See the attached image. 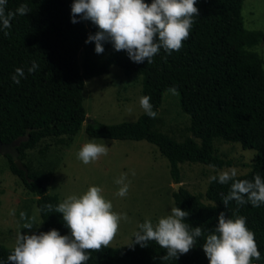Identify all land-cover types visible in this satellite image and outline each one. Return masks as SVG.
I'll use <instances>...</instances> for the list:
<instances>
[{
    "label": "trees",
    "instance_id": "1",
    "mask_svg": "<svg viewBox=\"0 0 264 264\" xmlns=\"http://www.w3.org/2000/svg\"><path fill=\"white\" fill-rule=\"evenodd\" d=\"M244 1L197 0L199 16L194 17L182 48L171 55L161 49L148 64L147 60L133 62L127 51H116L107 41L104 52L97 54L95 42L85 41L98 28L80 16L72 23L74 0H8L6 12L20 4H27L31 12L17 15L11 28L0 31V143H14L23 161L26 151L44 138L74 136L87 121L86 132L93 137L144 139L155 144L169 160L173 182L179 183L182 163L216 168L232 165L215 147V140L221 139L256 150L252 169L237 178L253 180L259 174L264 179V55L253 49L264 40V31L246 27ZM34 61L38 68L29 74L27 69ZM114 64L127 76L142 77V93L151 98L156 118L143 112L136 121L88 120L83 104L85 80L109 73ZM18 67L24 69L26 78L16 84L11 77ZM171 87L177 89L181 109L190 117L189 134L181 140L158 127L162 120L159 108ZM6 156L12 172L38 196L42 232L55 228L61 235L70 234L62 213L46 211L47 204L61 202L57 194L49 193L46 175L23 161L29 170L26 177L11 154ZM229 188L230 184L209 182V202L183 187L173 192L176 207L189 213L185 222L204 230L195 247L179 259L162 261L165 250L149 242L146 247L127 244L91 251L87 264H209L204 239L222 211L231 218L246 217L261 252V259L254 262L264 264V204L237 206L230 201L226 207L220 194L227 195ZM13 249L0 244V261L8 264Z\"/></svg>",
    "mask_w": 264,
    "mask_h": 264
},
{
    "label": "clouds",
    "instance_id": "2",
    "mask_svg": "<svg viewBox=\"0 0 264 264\" xmlns=\"http://www.w3.org/2000/svg\"><path fill=\"white\" fill-rule=\"evenodd\" d=\"M7 2L0 0V31L11 28V21L17 15L25 16L31 12L27 4L6 12ZM196 5L197 0H151V3L146 0H74L71 5L72 23H77L76 17L80 16L97 26L98 31L85 41L95 42L97 54L104 52V42L107 41L116 51H127L133 62L147 60L150 64L161 49L171 55L182 48L183 41L190 36L194 17L199 16ZM37 68L34 61L27 72L34 73ZM11 78L19 84L21 78H26L24 69L16 68ZM167 91L178 94L175 87ZM139 105L150 118H156L157 112L153 111L149 96H141ZM107 154L106 144L88 142L80 147L77 158L89 164ZM132 175H135L134 171ZM237 177L235 167L209 177L210 183L230 184L227 195L220 194L224 205L227 207L230 201H235L237 206L250 203L259 207L264 204V179L259 174L253 180ZM114 183L119 186L115 195L126 197L131 183L127 174L122 173ZM45 208L49 213L63 214L70 234L61 235L55 228L31 232L36 218L21 211L22 227L30 230V234L17 233L14 249L7 257L8 264H87L90 252H102L111 247L120 222L129 220L126 213L114 211L113 203L103 195V189L94 185L80 195H69L58 205L47 204ZM10 215H15L14 209ZM188 215L180 207H172L170 214L158 218L155 223L145 219L138 224V231L133 233L129 247L134 248L136 244L146 247L149 242H155L165 250V255L160 257L162 261L179 259L195 247L197 238L204 236L200 226L190 228L185 222ZM204 240L203 251L209 264H253L261 259L255 233L248 228L246 217L242 215L231 218L220 212L218 223ZM0 264L4 262L0 261Z\"/></svg>",
    "mask_w": 264,
    "mask_h": 264
},
{
    "label": "rangeland",
    "instance_id": "3",
    "mask_svg": "<svg viewBox=\"0 0 264 264\" xmlns=\"http://www.w3.org/2000/svg\"><path fill=\"white\" fill-rule=\"evenodd\" d=\"M242 14L248 29L264 31V0H245ZM263 42L253 49L263 53ZM141 96H144L142 77L127 76L115 64L110 67L109 73L86 79L83 88V104L88 120L98 123L136 121L144 112L139 105ZM159 115L162 120L158 127L162 131L179 140L189 134L190 117L181 109L179 94L164 93ZM86 123L74 136L44 138L33 149L26 151L23 161L33 170L46 175L49 193L57 194L61 202L69 195L82 194L89 186L101 187L106 199L112 201L113 210L126 213L129 217L127 222H120L111 245L124 246L131 242L133 233L138 231V224L145 219L155 223L176 207L173 195L176 183L171 178L170 163L159 148L147 140L93 137L86 132ZM88 142L106 144L108 154L84 164L77 158V152ZM215 147L222 157L232 161L231 166L216 168L200 162L181 164L179 187L199 195L204 202H209L206 190L210 176L232 167L237 169L238 175L245 174L255 162L256 150L243 148L239 142L216 139ZM133 171L135 175H132ZM122 173H126L131 182L128 195L124 198L115 195L119 186L114 183ZM37 198L25 187L20 176L12 172L8 157L1 154L0 244L13 248L18 232L30 234V230L22 227L21 211L36 218L31 232L43 231ZM13 209L15 215H10Z\"/></svg>",
    "mask_w": 264,
    "mask_h": 264
},
{
    "label": "water",
    "instance_id": "4",
    "mask_svg": "<svg viewBox=\"0 0 264 264\" xmlns=\"http://www.w3.org/2000/svg\"><path fill=\"white\" fill-rule=\"evenodd\" d=\"M0 153L3 155L6 154H11L17 168L21 169L24 171V174L26 177H28V167L23 163V161L19 158V151L18 149L15 147L14 143H0ZM176 191L180 190V183H176ZM253 264H259L256 262H253Z\"/></svg>",
    "mask_w": 264,
    "mask_h": 264
},
{
    "label": "crops",
    "instance_id": "5",
    "mask_svg": "<svg viewBox=\"0 0 264 264\" xmlns=\"http://www.w3.org/2000/svg\"><path fill=\"white\" fill-rule=\"evenodd\" d=\"M264 43V42H263ZM262 53V52H261ZM263 55H264V52H263Z\"/></svg>",
    "mask_w": 264,
    "mask_h": 264
}]
</instances>
